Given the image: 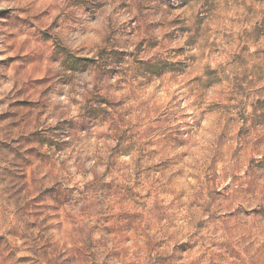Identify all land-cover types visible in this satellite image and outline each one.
<instances>
[{"label": "clouds", "instance_id": "9594fccd", "mask_svg": "<svg viewBox=\"0 0 264 264\" xmlns=\"http://www.w3.org/2000/svg\"><path fill=\"white\" fill-rule=\"evenodd\" d=\"M0 264H264V0H0Z\"/></svg>", "mask_w": 264, "mask_h": 264}]
</instances>
